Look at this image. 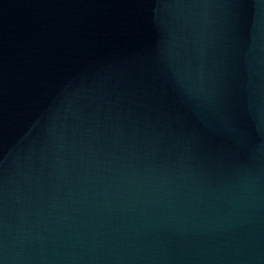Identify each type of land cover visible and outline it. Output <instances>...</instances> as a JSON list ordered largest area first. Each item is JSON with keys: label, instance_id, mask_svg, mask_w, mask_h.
<instances>
[{"label": "water", "instance_id": "obj_1", "mask_svg": "<svg viewBox=\"0 0 264 264\" xmlns=\"http://www.w3.org/2000/svg\"><path fill=\"white\" fill-rule=\"evenodd\" d=\"M0 264H264V0H0Z\"/></svg>", "mask_w": 264, "mask_h": 264}]
</instances>
